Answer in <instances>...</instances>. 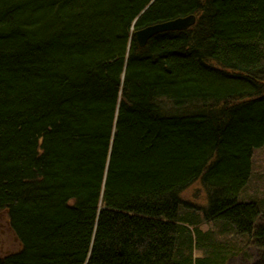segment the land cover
Instances as JSON below:
<instances>
[{
  "label": "trees",
  "instance_id": "trees-1",
  "mask_svg": "<svg viewBox=\"0 0 264 264\" xmlns=\"http://www.w3.org/2000/svg\"><path fill=\"white\" fill-rule=\"evenodd\" d=\"M263 146L264 0H0V225L19 243L0 264L264 255V206L240 200ZM197 180L231 247L182 212Z\"/></svg>",
  "mask_w": 264,
  "mask_h": 264
},
{
  "label": "rangeland",
  "instance_id": "rangeland-1",
  "mask_svg": "<svg viewBox=\"0 0 264 264\" xmlns=\"http://www.w3.org/2000/svg\"><path fill=\"white\" fill-rule=\"evenodd\" d=\"M181 198L191 206L188 208H182V212L185 213L186 218L189 217L192 220L193 226L192 231L195 232L196 229L200 228L203 232L211 233V237L219 242L227 243L231 247V241L226 240L227 238L222 237L218 228L211 223L204 222L203 210L208 205L209 190L206 189L201 180H197L190 187L181 193ZM240 200L242 201H253L259 203V205L264 206V146L256 149L253 153L252 160V176L240 195ZM5 221V220H4ZM19 247V243L11 235L5 223L0 225V256L7 252L8 249L13 250ZM255 247H249L247 254H233L231 260L227 264H257L261 259L260 256L263 255V250ZM208 253L207 248L198 249L194 251L195 256H204ZM264 262V261H263Z\"/></svg>",
  "mask_w": 264,
  "mask_h": 264
},
{
  "label": "water",
  "instance_id": "water-1",
  "mask_svg": "<svg viewBox=\"0 0 264 264\" xmlns=\"http://www.w3.org/2000/svg\"><path fill=\"white\" fill-rule=\"evenodd\" d=\"M196 23L195 15H188L185 17H177L167 21L151 24L134 32V37L139 45L145 47L149 40L157 34L168 31H182L187 30Z\"/></svg>",
  "mask_w": 264,
  "mask_h": 264
}]
</instances>
